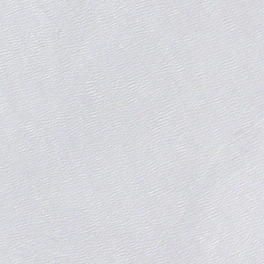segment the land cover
Instances as JSON below:
<instances>
[{
    "label": "water",
    "instance_id": "95a60500",
    "mask_svg": "<svg viewBox=\"0 0 264 264\" xmlns=\"http://www.w3.org/2000/svg\"><path fill=\"white\" fill-rule=\"evenodd\" d=\"M0 264H264V0H0Z\"/></svg>",
    "mask_w": 264,
    "mask_h": 264
}]
</instances>
